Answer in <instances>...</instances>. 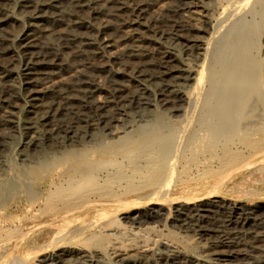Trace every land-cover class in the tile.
Listing matches in <instances>:
<instances>
[{"label":"bare ground","instance_id":"obj_1","mask_svg":"<svg viewBox=\"0 0 264 264\" xmlns=\"http://www.w3.org/2000/svg\"><path fill=\"white\" fill-rule=\"evenodd\" d=\"M213 1L0 0V101L23 95L28 128L62 120L35 151L73 148L42 184L67 201L39 225L55 231L50 241L40 234L30 246V231L2 227L0 264L22 251L32 264H264V201L254 202L264 150L221 155L264 129L262 61L251 53L264 7L209 43L185 30L198 19L209 29ZM202 91L192 131L166 125L189 118ZM17 112L0 107V126ZM190 152L211 175L190 176ZM25 172L2 180L0 199L23 189Z\"/></svg>","mask_w":264,"mask_h":264},{"label":"rangeland","instance_id":"obj_2","mask_svg":"<svg viewBox=\"0 0 264 264\" xmlns=\"http://www.w3.org/2000/svg\"><path fill=\"white\" fill-rule=\"evenodd\" d=\"M230 1L231 0H214L211 3L206 2V4H208V5H206V9L209 11L210 16H211V24L209 26V29L205 33L203 31L204 28H203V24H202L201 19H198L196 22H194V24H192L195 27H193L191 25V26H189L190 28L188 27L185 31L190 32L191 34H196V35L201 36V37L205 36V39L209 43H211V42L215 43V41L217 39H219L223 35V33L225 34V32L227 30H229L230 27H232L233 22H235V20L239 19L240 17L241 18L247 17L246 20H250V19L252 20V17L254 16V15H252V13L254 12L253 10H260L261 9V14H262V9L264 7L263 6L264 0H263V2L258 3V5H257V2H258L257 0H256L257 1L256 3H255V0H244L243 3L240 0H236V1L232 0L231 2ZM238 1H240V3ZM165 2L170 4L171 0H165ZM173 4H175V0H172L171 5H173ZM259 4H261V5H259ZM238 5H240V6L238 7ZM257 6H258V8L255 9V7H257ZM233 7L236 10H234ZM237 7H238L239 13L236 12ZM236 13H238V14H236ZM233 15L234 16L237 15V17H234ZM250 16H252V17H250ZM262 16L264 17V9H263V15ZM257 18H259V17H257ZM233 19H234V21H233ZM257 20L260 22L259 23L260 26H258V29H256L255 31L253 29V31H254L253 32V35H254L253 39H255V40L252 43L254 46L251 45V49H252V47L253 48L255 47V48H254V50L252 49L253 52H251V53H254L253 56H255V58H257L256 60L258 61L259 65L261 64V61H262V64H261V70H262V83H261V86H262L261 93L262 94H261V97L262 96L263 97L261 100V102H262L261 103L262 104L261 112L264 115V93H263L264 90H262L264 88V18H262V20H259V19H257ZM196 25L197 26L200 25L201 26V27L199 26L200 29L198 27L196 28ZM170 30H172V29H170ZM197 31H199V32H197ZM198 33H200V34H198ZM256 33H257V35H256ZM210 40H211V42H210ZM199 63H200L199 65L203 64L205 66L208 64L207 62H204V61H200ZM19 77H17V81L21 84L23 81V77L22 76H19ZM201 93L199 95H197V100H196V96H194V100L192 103H194V101H196V103L192 104L191 108L188 109V110H190V114L187 113V116H189V118L185 116V117H181L182 118V120H181V118H176V117L171 116V117H169L170 120L167 121L166 125L169 123V125H167V126H170L171 124L176 123V125H179V126L181 125V127H183V128L185 127L187 132H190V131H188L190 129L192 131L195 128L196 123L200 119L199 118L200 117V110L202 111V107H200V106H202L201 104H202V102H204V100H202V99H205V94H206L205 91L204 92L202 91ZM22 96H19V98L13 99V101L16 102V103L15 102L13 103L14 105L12 103H10L9 105H7L5 103L3 104V102L0 101V104H1L0 107H4L7 110H10V108H11L12 110H14V112L19 111V112H17L18 113L17 114V120H15V124H13L14 126L13 125H3V126L1 125L0 126V142H2L0 144V183L2 182V180H4V178H7L11 174H13L14 170H16L18 168L22 169L23 171H26L25 173H27V176H28L27 181H26L27 184L24 185L25 188L23 187L24 190L22 189L19 192H15V195L10 194L9 195L10 197H8V195H6L4 198L6 200L5 204L2 203L4 199H3V197H1L0 204L1 203L2 204L0 205V229L2 227H4V229L2 228L4 231L2 229L0 231L1 232L3 231L5 233L7 231V229L11 228V227H12L11 229H15V228L20 229L21 228L20 230H22L23 233H29V231H30L31 236H30L29 240H30V246H32L33 244H35V242H36L35 240L40 234L42 235L41 239L43 240L45 238L44 242H48V241H50L52 235L54 234L53 232H55L53 230L51 231L50 229H44V228L42 229V228H40L39 225L42 223V221H44L46 218H48L50 214H52L54 212V209L61 208L62 204L66 200H64L65 198H62V193H61L62 191L58 192V194L54 195L55 196L54 197V196H52L51 189L48 187H46V189L43 188L42 184L43 183L49 184L51 182V178H52L51 175H52L53 170H54L53 167L57 164L58 160L62 159V157L64 158V156H65V157L69 158L70 150H73V148H64V149L63 148H57V150H54V149H51V147H49V144H46L45 145L46 146L45 147V154L41 153L38 150L37 151L34 150L35 149L34 148L35 139L38 136L45 134V133L52 134L53 131H55L56 129L61 127L60 124L61 125H63V124H62V120L58 118L59 120L57 119L55 122L49 121L47 124L39 125L37 127L29 126V128H28L27 127L28 126V120H29L28 114L24 109L21 108V106H23L25 103L24 96L23 97ZM124 96L125 95H122V98ZM188 96H189V93H188ZM16 104L18 106H16ZM19 104H21V105L19 106ZM196 104H198L197 109H195ZM171 119H173V123L170 122ZM184 119L186 120L185 122H184ZM190 119H191V122H189ZM139 121L140 120L137 119L135 124H133V126H135L136 123H140ZM182 124H183V126H182ZM191 124H193V128H191L192 127ZM10 127H12V128H10ZM30 139H31V141H30ZM251 139H253V140L251 141ZM248 141L251 143H249ZM246 142H247V144H245L246 146H248L250 144V146L247 149H246L245 145L244 146L241 145V147L239 146L240 148L239 147L237 148L238 150L236 148L234 150H230V152H228V153H231V154H227V153L221 154L222 157L229 160V159H232L231 156H238L241 158V156H244V155L246 156L250 152L255 153L257 151L264 150V129H263V132H261L259 135H255L251 138H248L246 140ZM256 144H257V146H256ZM5 146H7V147H5ZM255 147H256V149H255ZM26 148H27V150H26ZM76 151H77V152H75L76 154H81V152H82L81 148L79 150H76ZM78 151H81V152H78ZM193 153L194 152L188 153L187 157H186L187 159H185L186 161H184L182 164L186 167V169L189 168V166L193 165L191 172H190V174H191L190 176L194 177L195 180H198V179H200V177L202 178V177H207V176L211 175V174H209L210 171H207V170H209V168L200 167L201 168V170H200L199 167H195V163L197 164L198 160H200V157L195 159V161H194L193 159L195 158V156H193L194 155ZM52 154H53V156H52ZM54 157L56 159H54ZM189 159H191L190 163L193 162L192 165L188 164L187 160H189ZM25 166H27V167H25ZM63 168L67 169L68 167L63 166L62 169ZM196 168H198L200 172H198V170ZM203 169L204 170L207 169V170L204 171ZM180 170L182 171V168L178 169L177 176L179 175L181 179L182 178L185 179L188 175H185L183 173L181 174V172L179 173ZM60 171L61 170H59L58 173H61ZM3 172L5 173L4 177H3ZM48 176H49V178H48ZM55 180H56L57 184H59V182H60L59 177H57ZM30 185H31V187H30ZM75 194L71 197L74 201L77 202V199H78V202L83 201V199L81 197V192H78V194L77 193H75ZM59 196H60V198H59ZM223 196H225V198H227V199L233 198L232 196L226 195V193ZM48 197H50L52 199L48 200ZM68 198H69L68 200H70V197H68ZM7 199H9V200L7 201ZM90 199H93V196L90 197ZM260 201H264V198L254 199V202H260ZM2 205H3V207H2ZM35 214H36V216H35ZM37 227H39V228H37ZM29 229H31V230H29ZM25 253L26 252H23V251L22 252H14L8 256L7 261L10 264H19L20 261L25 262V264H32L33 260H32V258H30L31 256L28 253H26L29 255V258H30L29 259L28 255L26 256Z\"/></svg>","mask_w":264,"mask_h":264}]
</instances>
